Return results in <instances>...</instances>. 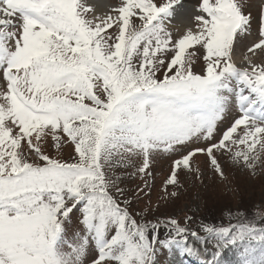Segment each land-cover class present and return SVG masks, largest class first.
<instances>
[{"label": "snow or ice", "instance_id": "snow-or-ice-1", "mask_svg": "<svg viewBox=\"0 0 264 264\" xmlns=\"http://www.w3.org/2000/svg\"><path fill=\"white\" fill-rule=\"evenodd\" d=\"M181 7L0 0V264H157L173 248L219 264L241 245L238 264H264V227L205 226L209 252L132 207L156 193L159 209L205 171L226 180L225 161L264 167V0H197L175 31Z\"/></svg>", "mask_w": 264, "mask_h": 264}, {"label": "rangeland", "instance_id": "rangeland-1", "mask_svg": "<svg viewBox=\"0 0 264 264\" xmlns=\"http://www.w3.org/2000/svg\"><path fill=\"white\" fill-rule=\"evenodd\" d=\"M191 1L196 2V0H189V6ZM192 11L178 14V19H182L183 23L178 19L174 20L176 25L181 24L180 27L176 26V28L182 29V25L186 26L189 23L187 17L188 13L191 15ZM244 43L247 44L248 42L245 41ZM236 59L239 63H243L240 55ZM261 59L264 58L257 57V62ZM237 108L238 106L234 107L233 115ZM71 153L72 147L66 145L63 151L64 157L68 158ZM197 163L203 168V157H199ZM163 167L166 169V165ZM157 171L159 173L160 168ZM225 171L226 180H222L211 171H205L200 180L188 177L180 189L178 197L166 205L161 204L159 209H156V193L151 197V205H149L148 199L142 198L133 203L132 207L135 212H142L145 208L151 207L153 211L148 214V220L154 221L157 217L178 219L190 232L197 231L198 234L205 237L208 241L206 247L211 252L214 250L216 241L212 238V234L203 231L205 226H230L239 220H243L245 223L252 222L257 228L264 227V167L257 168L255 173H250L243 169L233 168L225 161ZM139 183L138 177H125L122 186L127 188L129 192H133ZM157 183H159V177ZM156 192L158 193V189ZM188 217L191 219H187ZM160 232L161 239H163L167 233L164 229H161ZM253 244L257 245V242L253 241ZM197 247L201 248L202 246L197 245ZM242 250V245L224 249L218 257L219 264H238L239 253ZM175 252V248L172 249L171 253L166 249H160L156 258L157 264H184ZM201 256L211 259L206 253Z\"/></svg>", "mask_w": 264, "mask_h": 264}, {"label": "bare ground", "instance_id": "bare-ground-1", "mask_svg": "<svg viewBox=\"0 0 264 264\" xmlns=\"http://www.w3.org/2000/svg\"><path fill=\"white\" fill-rule=\"evenodd\" d=\"M188 1L189 0H182V7L179 9L181 12H179V13L185 14V12H188V11L190 12L191 10H193V9H190L189 2ZM96 6H97V8L99 10V6L98 5H96ZM188 14L190 16V13H188ZM187 19H189V18H187Z\"/></svg>", "mask_w": 264, "mask_h": 264}]
</instances>
